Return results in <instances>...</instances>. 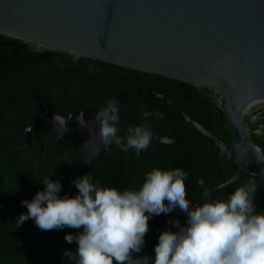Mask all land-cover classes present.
Returning <instances> with one entry per match:
<instances>
[{"label": "trees", "instance_id": "trees-1", "mask_svg": "<svg viewBox=\"0 0 264 264\" xmlns=\"http://www.w3.org/2000/svg\"><path fill=\"white\" fill-rule=\"evenodd\" d=\"M0 39L14 40L2 33ZM74 55L77 54L36 46L25 49L0 44V121L7 115L5 131L10 132V135L5 132L0 135V264H73L64 252L71 249L75 253L76 245L67 243L65 235L79 230L68 227L41 230L32 219L18 228L15 223L20 213L27 212L21 200H31L42 190L40 180L44 178L59 180L63 196L77 193L72 181L84 174L102 186L122 190L138 188L145 173L154 166L181 168L189 174L185 185L187 198L192 203L204 197L196 184L198 178L205 180L210 192L236 172L235 162L213 159L208 154V138L193 134L195 128L155 96H134L120 105L117 125L120 135H126L129 126L142 123V111L149 110L164 113V119L152 117L148 121L153 133L170 138L192 134L191 137L179 144L160 143L153 138L152 146L139 157L134 151L123 153L111 146L110 150H102L83 171L76 169L82 149L76 135L49 142L46 131L36 129L32 131L31 144L18 151L25 127L41 115L39 101L51 111L67 113L76 108L104 107L107 101L114 100L113 95L134 89H152L166 95L218 138L231 141V126L216 104L218 94L214 90L83 55L74 63ZM251 138L255 143H263L264 154V135L251 133ZM212 151L217 152V148L213 146ZM248 168L255 169L253 164ZM248 181L255 178L246 173L217 192L215 199H226L235 187ZM255 204L257 211H264V194L256 197ZM177 218L181 223L186 222V216L176 210L150 218L146 244L139 255H154L159 233L165 228L175 230L171 221Z\"/></svg>", "mask_w": 264, "mask_h": 264}, {"label": "water", "instance_id": "water-1", "mask_svg": "<svg viewBox=\"0 0 264 264\" xmlns=\"http://www.w3.org/2000/svg\"><path fill=\"white\" fill-rule=\"evenodd\" d=\"M0 33L14 39H0L1 45L83 55L214 90L216 104L231 126L230 142L218 138L156 90H127L113 98L118 107L138 95L162 99L195 128L193 134L208 138V154L213 159L235 162L236 172L228 180L192 204L215 198L246 173L257 184L254 202L264 194L263 143L253 142L244 120L246 109L264 103V0H0ZM39 107L41 115L25 127L18 151L31 144L36 129H44L49 142L76 135L82 147L76 169L83 171L106 148L94 119L103 107L67 113L51 111L41 101ZM80 112L90 122L88 127L78 125ZM55 115L66 119L71 115L65 131L54 122ZM191 136L170 138L153 133V138L165 144H179ZM249 164L255 169L249 170Z\"/></svg>", "mask_w": 264, "mask_h": 264}, {"label": "clouds", "instance_id": "clouds-1", "mask_svg": "<svg viewBox=\"0 0 264 264\" xmlns=\"http://www.w3.org/2000/svg\"><path fill=\"white\" fill-rule=\"evenodd\" d=\"M80 56L74 55L73 62ZM119 107L109 100L95 115L101 142L109 150L115 146L137 157L152 146L153 132L148 121L164 119L163 112L144 110L143 122L131 125L120 135ZM71 119V115L67 117ZM67 119L53 120L66 130ZM81 128L89 126L84 113L76 116ZM188 172L181 168L152 167L135 189H117L93 182L90 175L75 178V195H60L62 183L51 177L40 180L44 186L31 200L23 199L17 228L32 219L41 230L77 229L65 240L75 242V253L66 249L73 264H264V211H257L253 194L255 181L235 187L226 199H204L192 204L187 198ZM196 184L205 197L209 189L203 178ZM177 208L186 222L171 221L175 230L165 228L154 245V255H139L145 247L148 221Z\"/></svg>", "mask_w": 264, "mask_h": 264}, {"label": "built area", "instance_id": "built-area-1", "mask_svg": "<svg viewBox=\"0 0 264 264\" xmlns=\"http://www.w3.org/2000/svg\"><path fill=\"white\" fill-rule=\"evenodd\" d=\"M264 103H257L250 106L244 112L245 123L249 125L250 132L257 135H264Z\"/></svg>", "mask_w": 264, "mask_h": 264}, {"label": "flooded vegetation", "instance_id": "flooded-vegetation-1", "mask_svg": "<svg viewBox=\"0 0 264 264\" xmlns=\"http://www.w3.org/2000/svg\"><path fill=\"white\" fill-rule=\"evenodd\" d=\"M3 108V107H2ZM2 108H1V110H2ZM40 108V107H39ZM3 113V112H2ZM6 117H7V115H5L4 116V120L6 121ZM3 120V122L2 121H0V135H2V133L3 132H5V134L6 135H10V132H6L5 131V129H6V123H5V121ZM14 120V119H13ZM5 125V126H4ZM216 147V146H215ZM217 148V147H216ZM244 176V175H243Z\"/></svg>", "mask_w": 264, "mask_h": 264}, {"label": "rangeland", "instance_id": "rangeland-1", "mask_svg": "<svg viewBox=\"0 0 264 264\" xmlns=\"http://www.w3.org/2000/svg\"><path fill=\"white\" fill-rule=\"evenodd\" d=\"M216 100H218V95L216 96Z\"/></svg>", "mask_w": 264, "mask_h": 264}]
</instances>
